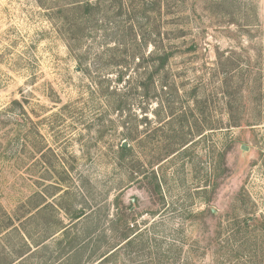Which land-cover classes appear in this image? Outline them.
Returning a JSON list of instances; mask_svg holds the SVG:
<instances>
[{
  "label": "rangeland",
  "instance_id": "rangeland-1",
  "mask_svg": "<svg viewBox=\"0 0 264 264\" xmlns=\"http://www.w3.org/2000/svg\"><path fill=\"white\" fill-rule=\"evenodd\" d=\"M263 118L264 0H0V264H264Z\"/></svg>",
  "mask_w": 264,
  "mask_h": 264
},
{
  "label": "trees",
  "instance_id": "trees-1",
  "mask_svg": "<svg viewBox=\"0 0 264 264\" xmlns=\"http://www.w3.org/2000/svg\"><path fill=\"white\" fill-rule=\"evenodd\" d=\"M161 65L163 66L167 61H168V56L167 55H165L162 59H161ZM161 66V67H162ZM228 104H229V113H230V111H231V108H230V102H228ZM262 120H264V118L262 119ZM121 149L123 150V151H127L128 150V148L126 147V146H124V145H122V147H121ZM79 218V216L77 217V219Z\"/></svg>",
  "mask_w": 264,
  "mask_h": 264
}]
</instances>
